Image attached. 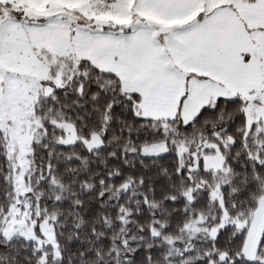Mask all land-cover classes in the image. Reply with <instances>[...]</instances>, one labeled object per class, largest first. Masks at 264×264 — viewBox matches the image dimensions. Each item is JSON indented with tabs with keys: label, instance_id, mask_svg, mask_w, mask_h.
I'll return each instance as SVG.
<instances>
[{
	"label": "snow or ice",
	"instance_id": "snow-or-ice-1",
	"mask_svg": "<svg viewBox=\"0 0 264 264\" xmlns=\"http://www.w3.org/2000/svg\"><path fill=\"white\" fill-rule=\"evenodd\" d=\"M0 264H264V0H0Z\"/></svg>",
	"mask_w": 264,
	"mask_h": 264
}]
</instances>
